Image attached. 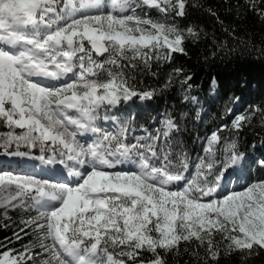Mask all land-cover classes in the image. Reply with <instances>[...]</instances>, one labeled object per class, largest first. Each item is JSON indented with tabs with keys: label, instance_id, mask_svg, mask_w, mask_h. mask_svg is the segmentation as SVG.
Here are the masks:
<instances>
[{
	"label": "snow or ice",
	"instance_id": "1",
	"mask_svg": "<svg viewBox=\"0 0 264 264\" xmlns=\"http://www.w3.org/2000/svg\"><path fill=\"white\" fill-rule=\"evenodd\" d=\"M245 2L264 20V0ZM190 3L201 7L0 0V228L16 212L22 226L13 237H28L19 249L0 241V264H219L233 255L247 264L264 253V176L247 179L264 173V156L250 161L238 147L256 120L264 127V108L249 106L216 127L195 157L180 138L183 113L166 111L159 127L134 135L131 114L114 112L151 100L182 75L175 68L163 84H145L173 54H185L187 41L208 36L179 24ZM212 42L216 51L227 47ZM191 79L179 84L195 104ZM5 160L34 170L11 171ZM229 173L244 179L239 189L227 186Z\"/></svg>",
	"mask_w": 264,
	"mask_h": 264
},
{
	"label": "trees",
	"instance_id": "2",
	"mask_svg": "<svg viewBox=\"0 0 264 264\" xmlns=\"http://www.w3.org/2000/svg\"><path fill=\"white\" fill-rule=\"evenodd\" d=\"M199 3L200 8H193L190 3L186 17L178 18V21L183 27L189 24L199 26L208 36L204 37L202 33L199 42L187 41L184 45L185 54H173L172 61L160 69L159 79L145 78L146 85L159 86L172 69H182V75L174 77V83L168 90L143 103L135 99L130 108L132 127L136 130L152 129V123L162 119L166 111L173 112L177 117L183 113L180 117L183 128L180 138L193 157L202 154L203 138L221 124L230 123L232 114L242 113L249 106L264 108V52L258 51L264 49V20L248 9L245 0H199ZM208 8L217 12L223 24L208 14ZM150 15L159 14L151 10ZM225 28L234 30L237 39L230 37L224 31ZM213 36L218 43L226 40L227 47L216 51ZM188 75L192 77L190 83L193 85L190 95L197 98V105L182 99L186 93L179 80ZM213 79L215 88H212ZM229 108L232 113L225 115ZM197 111L200 113L199 119L196 118ZM114 112L119 114L120 109ZM0 131L3 129L0 128ZM238 147L240 151L246 152L250 161L264 156V127L260 126L258 120L241 133ZM261 176L264 173L257 170L249 173L247 179H259ZM11 215V226L0 228V241L19 249L28 237L21 241L15 240L13 231L22 225L19 223V213L13 212ZM188 259L187 256L182 257V261ZM219 264H241V260L239 255L229 258L222 256ZM247 264H264V253L250 258Z\"/></svg>",
	"mask_w": 264,
	"mask_h": 264
},
{
	"label": "rangeland",
	"instance_id": "3",
	"mask_svg": "<svg viewBox=\"0 0 264 264\" xmlns=\"http://www.w3.org/2000/svg\"><path fill=\"white\" fill-rule=\"evenodd\" d=\"M212 87H214V84L212 85ZM194 105H197V103H195ZM130 108H131V102H129L127 104H122L120 106V113L117 114V115L120 116V115H123V114H132V111L130 110ZM233 116H234V114H232V117ZM129 119L130 120L132 119L131 115L129 116ZM159 121H160V119L155 120L152 123V125H153L152 129L159 127ZM102 124H103L104 127H110L111 126L110 124H107V123H104V122H102ZM4 130L5 129H3V131ZM133 134L134 135H142V134H145V133L143 132V129H141V130H135ZM5 166L7 168H9V170H11V171H15L14 169H24L25 172H26V170L29 169L28 167H26V165L24 163L19 162V161H13L11 164H9L8 161H5ZM15 172L21 173V171H15ZM239 176H243V173H240ZM227 181H230L229 183H227L228 187H233L234 186V187H236L238 189L245 182L244 179H240L239 182L237 183L236 182L237 181V176H234L231 173H229Z\"/></svg>",
	"mask_w": 264,
	"mask_h": 264
},
{
	"label": "bare ground",
	"instance_id": "4",
	"mask_svg": "<svg viewBox=\"0 0 264 264\" xmlns=\"http://www.w3.org/2000/svg\"><path fill=\"white\" fill-rule=\"evenodd\" d=\"M29 169H31V168H29ZM15 171H21V173H24L25 172V170L24 169H14ZM31 171H33V170H26V172H31ZM45 172H47V171H45ZM56 177H58V179H60L61 177H59V176H56ZM64 178H66V176L64 177Z\"/></svg>",
	"mask_w": 264,
	"mask_h": 264
}]
</instances>
